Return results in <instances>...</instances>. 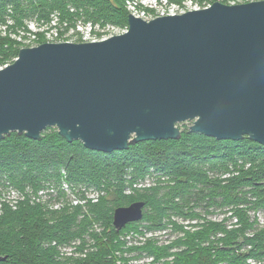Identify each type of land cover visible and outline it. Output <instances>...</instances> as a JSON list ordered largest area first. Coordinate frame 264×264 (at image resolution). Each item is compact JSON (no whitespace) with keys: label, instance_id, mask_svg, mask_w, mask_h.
<instances>
[{"label":"trees","instance_id":"16d2710c","mask_svg":"<svg viewBox=\"0 0 264 264\" xmlns=\"http://www.w3.org/2000/svg\"><path fill=\"white\" fill-rule=\"evenodd\" d=\"M130 1L154 12L135 0H0V29L6 27L8 33L2 36L0 30V64L18 57L20 48H13L9 34L24 27L27 30L28 19L34 18L39 25L58 19L55 29L64 24L73 29L81 22L93 28L126 30ZM183 1L170 0L180 5ZM194 1L200 5L218 2ZM155 174V186L138 195L146 204L143 220L116 231L114 211L129 200L136 202L134 196L125 194L128 184H143ZM63 183L72 193L84 194L85 203L72 206L66 202L56 208V202L65 199ZM2 188H13L19 196L0 209V257L6 258L0 264H68L61 261L59 247L76 241L82 242L78 252L85 256L70 257L71 264H117L116 251L125 244L119 241L121 234L142 223L149 230H162L167 227L165 220L172 217L194 221L197 208L211 205L228 207L237 224L229 231L222 224H212L190 232L198 228L193 225L180 241L187 250L176 254V264L264 262V230L256 231L248 214L264 210V146L248 138L218 141L187 130L180 140L147 141L108 154L89 150L80 141L68 143L54 128L44 131L40 141L12 133L0 141ZM90 189L102 195L87 198L85 192ZM44 190L57 193L54 207L37 202ZM96 225L103 229L96 231ZM220 233L223 238L211 242V236ZM88 236L95 241L96 250L84 253ZM170 249L146 248L157 262L170 255ZM121 260L128 264L127 259Z\"/></svg>","mask_w":264,"mask_h":264},{"label":"water","instance_id":"95a60500","mask_svg":"<svg viewBox=\"0 0 264 264\" xmlns=\"http://www.w3.org/2000/svg\"><path fill=\"white\" fill-rule=\"evenodd\" d=\"M184 122L190 134L264 146V0L150 21L129 14L124 33L23 48L0 70V141H40L55 128L112 154L180 140ZM145 206L117 208L116 231L142 221Z\"/></svg>","mask_w":264,"mask_h":264},{"label":"rangeland","instance_id":"374dc122","mask_svg":"<svg viewBox=\"0 0 264 264\" xmlns=\"http://www.w3.org/2000/svg\"><path fill=\"white\" fill-rule=\"evenodd\" d=\"M255 0H235L231 2L230 4H239V3H247L252 2ZM218 2H223V0H218ZM143 4H147L146 2ZM154 4V3H153ZM159 6H161V12L162 14H179L181 12L194 10L197 8H204V5H200L194 0H184L182 5L180 4H174L171 3L170 0L165 1H159ZM155 7V6H154ZM156 8V10H155ZM155 11H160L159 7H155ZM159 14V13H158ZM157 14V15H158ZM147 18H152L151 16H147ZM27 30L25 27L22 29L24 30H16L15 32H11L9 34L11 44H13V48H33L37 47L44 43H63V42H73V43H83L92 41L93 39L96 40H105L112 36L119 35L123 32V30L120 29H114V28H96L93 30L92 35L90 36L88 31H82L79 28H73L67 29L66 24L63 26L57 27L58 29H55L57 26V23L55 24V20L42 23L39 25L35 22V19H28L26 22ZM10 25H13L12 22H10ZM39 25V26H38ZM72 28V27H71ZM2 36H6L8 33H6V27H2L1 29ZM59 32V36L55 37L57 33ZM62 34V36H61ZM95 36V37H94ZM43 39V41H42ZM96 42V41H95ZM19 44V45H18ZM12 46V45H11ZM10 47V46H9ZM17 59V58H16ZM16 59H13L12 61H7L6 63L0 64V70L1 68H5L6 66L12 64ZM192 122H184L177 124V127L184 133L187 130L190 129L192 126ZM55 129V128H54ZM57 130V129H56ZM155 176H149L147 180L143 184L131 186L128 184L126 189V196L132 197L134 196L133 200L140 201V197L138 195L144 194L146 189L150 187H154L155 183H157V178ZM228 178V177H227ZM2 187V186H1ZM201 187V185H200ZM10 190L0 189V201H14L16 200V195ZM12 193V194H11ZM50 192L45 191V193L38 194V203L41 206H48V207H54V200L51 199L49 196ZM89 196V195H87ZM57 193L52 195V198H56ZM71 197V201L69 199ZM90 199H94V195L89 196ZM97 198V196H96ZM84 194H79L78 190H76L74 193L72 191L66 192L64 202H71L72 206H76V202H83L84 200ZM131 201V202H130ZM63 203V202H62ZM133 203L132 200L127 201L124 203V206L121 207H128ZM59 206V204L57 205ZM146 207V206H145ZM199 213V215L196 217V220L190 221L185 220L184 218H178V217H172L170 219H166L167 227H165L162 230H149V227L147 226V223H142L139 228H135V230L126 231L125 233L120 235L119 241L125 243L124 248L122 250L116 251V256L119 258V261L117 264H121L122 260L121 258H125L128 260V264H176L178 260L176 257V254L181 253L187 249L185 247H182L181 242L184 237L186 236V232L190 231L193 225H197L198 228L190 232L194 231H201V227L203 225H212V224H222L228 231L231 229V225L233 226L234 223L237 224V219L232 218V213L228 212V207H221L218 205H211L209 207H203V208H197L195 210ZM145 213V209H144ZM250 217V222H254V227L256 231H263L264 230V210L258 209V210H251L248 212ZM141 222V221H140ZM207 227V226H206ZM96 231H101L103 227L101 226H95ZM121 232V231H120ZM254 233V231H253ZM222 233L218 235H212L211 236V242L215 241L216 239L223 238ZM117 241V240H116ZM86 246L84 249V253H88L89 251H92L95 248V241L91 239L89 236L86 238ZM117 243V242H116ZM82 242L76 241L69 245H64L59 247V251L62 253L61 261L66 262L68 264H71L73 262L72 260H69L70 257H81L85 256L82 253L78 252V248H81ZM152 247L153 250H161V249H170V255L163 257L159 262L156 261L155 256L146 250V248ZM182 247V248H181ZM219 247H222L219 246ZM150 250V249H149ZM151 251V250H150ZM153 255V256H152ZM195 256L194 254H190L187 256V258H193ZM249 264H264V262H256L253 260L248 261Z\"/></svg>","mask_w":264,"mask_h":264},{"label":"built area","instance_id":"2783aa9c","mask_svg":"<svg viewBox=\"0 0 264 264\" xmlns=\"http://www.w3.org/2000/svg\"><path fill=\"white\" fill-rule=\"evenodd\" d=\"M136 2H141L142 4L143 3H147V4H143L144 5V7L145 8H147V9H151V10H153L154 12H148V11H146V10H143V9H140L138 6H137V3H135V2H132V1H130V2H128V5H127V9H128V11H129V14H133L134 16H136V17H139V18H142V19H144V20H147V21H150V20H152V19H155V18H158V17H160V16H166V15H177V14H162V15H160V12H161V6H159V1H162V0H135ZM165 1H167L168 2V0H165ZM154 3V4H153ZM159 7V9H160V11H155L156 10V8L155 7ZM209 6H211V4H209V5H204L203 7L204 8H207V7H209ZM154 8H155V10H154ZM204 8H202V9H204ZM199 9H201V8H197V9H194V10H199ZM190 11V10H189ZM185 12H187V11H185L184 10V12H181V13H179V14H182V13H185ZM159 13V14H158ZM158 14V15H157ZM147 16H151L152 18H147ZM58 24V19H55V24ZM67 25V24H66ZM77 28H79V29H81L82 31H88V29H90V32H89V34H90V36L92 35V33H93V30H95L96 28H99V27H95V28H93L92 26H91V24H87V25H84L83 23H81V22H79L78 24H77V26H76ZM109 28H112V27H109ZM72 30V29H71ZM127 30V29H126ZM126 30H123V32L122 33H124V32H126ZM59 36V32L57 33V35L55 36V37H58ZM95 37V36H94ZM95 41H100V40H96V39H93L92 41H88V42H95ZM2 69V68H1ZM62 190L66 193V192H68V191H71V187L69 186V185H67L66 183H63L62 185ZM4 189V188H3ZM10 189H13V188H9V189H5V190H10ZM13 192H14V194L16 195V198L19 196L18 194V192L16 191V190H12ZM85 191V190H84ZM49 192H51V191H49ZM40 193H45V190L44 191H40L39 192V194ZM12 194V193H11ZM87 195H94V199H97V198H99L101 195H102V193H100V192H98V191H96L95 189H90L89 191H86L85 192V196L88 198L89 196H87ZM50 197H51V199L52 200H54V203L56 202V198H52V195H49ZM96 196H97V198H96ZM69 199H70V201H71V197H69ZM9 203V202H12V201H9V200H5V201H0V209H1V207H2V205H3V203ZM63 202V203H62ZM57 204H59V206H56V208H58V207H63V205L66 203V201L64 202V200H62L60 203H58V202H56ZM85 202L83 201H81V202H76L75 204L76 205H78V204H84Z\"/></svg>","mask_w":264,"mask_h":264}]
</instances>
